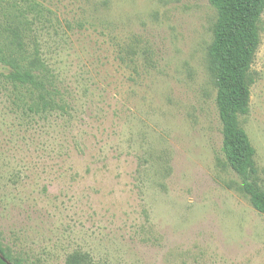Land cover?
Returning a JSON list of instances; mask_svg holds the SVG:
<instances>
[{
    "label": "rangeland",
    "instance_id": "obj_1",
    "mask_svg": "<svg viewBox=\"0 0 264 264\" xmlns=\"http://www.w3.org/2000/svg\"><path fill=\"white\" fill-rule=\"evenodd\" d=\"M216 21L209 0H0L9 264H264V214L222 152ZM259 31L240 125L264 190V13ZM34 55L64 110L29 112L5 77Z\"/></svg>",
    "mask_w": 264,
    "mask_h": 264
},
{
    "label": "trees",
    "instance_id": "obj_2",
    "mask_svg": "<svg viewBox=\"0 0 264 264\" xmlns=\"http://www.w3.org/2000/svg\"><path fill=\"white\" fill-rule=\"evenodd\" d=\"M209 1L217 11L208 67L217 89L222 152L227 164L241 179L242 192L249 197L253 208L264 214V190L258 180L256 150L240 125V117L250 111L251 87L255 83L251 68L260 45L259 23L264 0ZM8 65L5 77L15 89H22L19 100L29 112L45 114L64 110L62 93L55 86L54 76L37 56L28 59V67L14 61ZM9 259L0 246V264H9ZM82 262V257L74 256L69 264Z\"/></svg>",
    "mask_w": 264,
    "mask_h": 264
}]
</instances>
